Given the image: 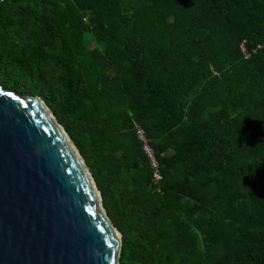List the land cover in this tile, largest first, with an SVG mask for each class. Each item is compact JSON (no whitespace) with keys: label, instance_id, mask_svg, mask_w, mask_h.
Returning a JSON list of instances; mask_svg holds the SVG:
<instances>
[{"label":"trees","instance_id":"1","mask_svg":"<svg viewBox=\"0 0 264 264\" xmlns=\"http://www.w3.org/2000/svg\"><path fill=\"white\" fill-rule=\"evenodd\" d=\"M0 87L67 135L118 264H264V0H4Z\"/></svg>","mask_w":264,"mask_h":264},{"label":"water","instance_id":"2","mask_svg":"<svg viewBox=\"0 0 264 264\" xmlns=\"http://www.w3.org/2000/svg\"><path fill=\"white\" fill-rule=\"evenodd\" d=\"M120 247L87 166L50 111L0 87V264H118Z\"/></svg>","mask_w":264,"mask_h":264},{"label":"built area","instance_id":"3","mask_svg":"<svg viewBox=\"0 0 264 264\" xmlns=\"http://www.w3.org/2000/svg\"><path fill=\"white\" fill-rule=\"evenodd\" d=\"M257 48H260V47H257ZM241 50H242L243 54H245L247 57L248 55L245 52V49L243 46L241 47ZM134 135H135L136 140L139 142L140 149H141L143 155L148 160L149 166L152 170V173H151L152 183L157 184L160 180V176L158 173V164H157V161L154 157L153 149L149 144V139L145 135L144 130L139 126H134Z\"/></svg>","mask_w":264,"mask_h":264}]
</instances>
